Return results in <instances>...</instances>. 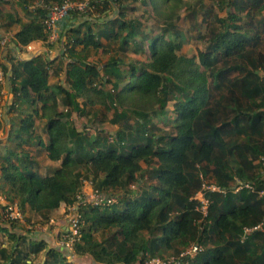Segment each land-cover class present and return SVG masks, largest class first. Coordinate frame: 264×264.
<instances>
[{
    "label": "trees",
    "instance_id": "obj_1",
    "mask_svg": "<svg viewBox=\"0 0 264 264\" xmlns=\"http://www.w3.org/2000/svg\"><path fill=\"white\" fill-rule=\"evenodd\" d=\"M32 1L18 0L26 21L8 15L3 23L0 10V32L19 25L15 38L21 46L47 43L44 21L50 9L77 0ZM204 1L193 16L203 13ZM213 1L227 16L216 19L205 49L194 57L179 55L181 43L153 38L139 20L128 17L141 0H94L93 12L73 14L65 23L58 39L64 53L57 59L38 55L12 66L17 145L0 157V187L9 202L50 220L62 203L74 204L86 172L116 202L80 210L84 225L74 262L66 249L36 239L25 225L0 219L3 264H33L41 253L43 264H143L148 257L178 256L194 243L203 251L189 264H264V232L242 242L245 228L264 223L259 196L264 190V0ZM182 2L144 4L152 6L166 32L178 35ZM256 16L259 29L253 33L239 24ZM138 35H143L140 42ZM3 39L0 33V54ZM103 40L118 53L103 66L88 62L86 53L104 47ZM129 51L146 61L128 62ZM58 61L68 87L55 90L50 70ZM1 96L0 82V106ZM59 96L66 112L59 111ZM96 103L111 105L109 123L117 131L96 126L97 115L88 127L70 121ZM171 103L174 117L159 125L155 118L166 115ZM44 120L45 127H36ZM39 128L47 136V158L60 163L44 175L34 170L36 161L25 150L43 145ZM201 174L226 191L208 195L207 216L196 210L194 199L202 188ZM238 181L254 191L237 192ZM2 235L12 243L10 249L2 247Z\"/></svg>",
    "mask_w": 264,
    "mask_h": 264
},
{
    "label": "rangeland",
    "instance_id": "obj_2",
    "mask_svg": "<svg viewBox=\"0 0 264 264\" xmlns=\"http://www.w3.org/2000/svg\"><path fill=\"white\" fill-rule=\"evenodd\" d=\"M142 2L135 4L136 10L134 12L129 13L128 17L131 19H137L142 23V31H144L146 34L154 37L163 36L164 39H173L176 42L181 43L182 48L179 52V55L182 56H188V57H194L198 55V51L200 49H205V41L210 37V31L217 26L216 19L217 18H224L227 16L225 11H222L217 6V3L213 0H206L204 1L205 7L203 13H201L198 17L193 16L192 12L196 11L200 0H184L179 5L178 9V15L179 19L177 20V27L179 34L175 35L174 33L166 32V27L164 26L163 22H161L160 18L155 14L153 11L152 6L145 5L144 2H147L148 0H141ZM37 0H33L31 2V5H36ZM0 10L2 11V22L4 23L6 21V17L8 15H12L14 18L19 17L23 21L27 20L24 17L22 9L18 6V0H2L0 3ZM176 20V19H175ZM260 20V17L256 16L254 20L245 19L244 21L240 22L239 24L244 26L245 31H251L252 33L254 30H258V21ZM78 25V24H77ZM17 25H14L10 30L13 31V28H16ZM2 26L0 23V31H2ZM250 32V33H251ZM143 35H138L137 40L138 42L141 41ZM104 47L99 49H92L89 50L87 54V61L97 64V65H105L113 56H115L117 50V46L109 45L107 44L106 40H103ZM50 44V43H49ZM48 44V45H49ZM61 45H59L58 41L54 44H50L49 51L50 53L47 54L48 57H54L59 53V48ZM57 53V54H56ZM64 52H62L63 54ZM118 53V52H117ZM126 60L128 62H144L146 61V56H144L141 53H134L132 51H129L127 53ZM50 75V85L53 89H57L58 86H64L68 87V84L65 80V67L60 65V61L56 62L51 70ZM0 77L4 80V75L0 73ZM2 85V84H1ZM4 88V87H3ZM2 88V89H3ZM111 88V87H109ZM60 101V112H66L65 106L62 104L63 97H58ZM2 100V99H1ZM139 105H142L141 102H139ZM172 103L169 105V108L167 110L166 115H159V118L156 119V122H159V125H162V123H170V114L172 116ZM87 114H85L82 117H79L77 113L73 114V117L70 118V121L73 122L77 127H85L89 126L90 123L95 119L96 122L95 125L98 127H103L108 129L109 131L115 132L118 129V126L112 125L109 123V120L113 117L114 109L111 108V105H109V108L105 107L103 104L96 103L95 106H89L87 108ZM159 112V111H158ZM160 119V120H159ZM101 121H103L101 123ZM46 123V120L44 121H38L36 124V127H45L44 124ZM6 127V125H4ZM84 179L86 180H92L93 177L89 176L88 173H83ZM209 179V178H208ZM211 180V179H209ZM27 213V214H26ZM25 213V220L26 225L31 227L30 231L37 232L42 231V229L47 226V232L49 231L50 227L52 226L50 216V220L46 219V217L38 216L36 213H32L31 211H26ZM40 217V218H39ZM54 225V224H53ZM53 229V228H52ZM4 235L1 236V240L4 242L3 248L12 246V243L8 240L4 241ZM47 242L51 243V238H47ZM27 246V245H26ZM55 247V246H51ZM59 247V246H58ZM27 248V247H26ZM166 255V254H165ZM46 256L45 253H41L38 257L33 259V264H43V261H45ZM26 260V259H25ZM0 264H3L0 261Z\"/></svg>",
    "mask_w": 264,
    "mask_h": 264
},
{
    "label": "built area",
    "instance_id": "obj_3",
    "mask_svg": "<svg viewBox=\"0 0 264 264\" xmlns=\"http://www.w3.org/2000/svg\"><path fill=\"white\" fill-rule=\"evenodd\" d=\"M41 0L39 4H42ZM94 0H77L65 1L62 5L53 6L50 9L49 17L44 21L46 31L49 34L48 42L54 44L58 41L60 36V23L64 20H69L73 14H88L94 10ZM7 43L5 37L2 41V47ZM1 82V77H0ZM203 180L202 188L195 196V200L199 202L196 210L201 212L204 216L209 213V207L212 201L209 199V194H225L226 191L217 186L212 180L207 179L201 174ZM243 188L254 191L251 185H243L238 181L235 190L238 192ZM259 196L264 198V190L259 191ZM116 202L115 199L106 197L94 185L92 180H83L82 187L76 196L74 204L68 205L66 210V217L68 221V228L58 241L60 248L66 249L70 254L74 252L75 246L82 241V228L84 225L83 216L80 212L82 208L94 206L100 207L111 205ZM0 219L2 222H19L26 226L27 230H31L30 226L26 225L25 213H23L18 202H9L0 210ZM256 231L264 232V223L252 227L245 228L242 237V242ZM203 251V246L194 243L184 249L178 256L148 257L143 264H189V259L196 258L199 253Z\"/></svg>",
    "mask_w": 264,
    "mask_h": 264
},
{
    "label": "crops",
    "instance_id": "obj_4",
    "mask_svg": "<svg viewBox=\"0 0 264 264\" xmlns=\"http://www.w3.org/2000/svg\"><path fill=\"white\" fill-rule=\"evenodd\" d=\"M64 25H60V33L63 30ZM19 28L20 26L17 25L16 28H13V31L10 30L9 32H0L7 41L6 45L1 49L0 65L2 66V68L9 69L6 75H4L3 71L1 70L2 68L0 69V73L4 75V80L1 77L2 88H4L2 89V100L0 106V157L9 155L17 145V142H15V140L13 139L19 128L16 123L17 113L15 111H11L13 103V87L10 80L12 66L19 62L31 60L38 55L47 56V54L51 52L47 47V43L43 41H34L27 46L18 45L16 43L15 35ZM62 52L63 51L61 46L59 48V53H56V56H51L50 58L52 60H55L60 54H62ZM4 125H6V127H4ZM38 133L43 137V145H30V147H25V150L30 149V155L32 159L36 161V164H34V170L44 175L49 169H56L60 163L52 162L47 158V153L43 149L48 142L47 136L43 133V128H39ZM3 184L4 182L0 180V186H3ZM5 190L0 187V210L4 207V205L9 203V197ZM67 207V204L62 203L57 210L51 213L50 216L52 217V226L50 227L48 232L47 226H45L42 231L35 232L36 239H42L47 244V238H51V243L48 244L50 246L58 247L59 239L61 238L63 233L67 231L68 228V221L66 217ZM27 210L31 211L29 208ZM31 212L34 213L33 211ZM37 215L41 216L40 214Z\"/></svg>",
    "mask_w": 264,
    "mask_h": 264
},
{
    "label": "water",
    "instance_id": "obj_5",
    "mask_svg": "<svg viewBox=\"0 0 264 264\" xmlns=\"http://www.w3.org/2000/svg\"><path fill=\"white\" fill-rule=\"evenodd\" d=\"M66 22H67L66 20L61 21L60 25H64ZM66 256L70 259V261H72V262L75 261V260H74V257L72 256V254H69V255H66ZM76 263H77V262H76ZM139 264H141V263L139 262Z\"/></svg>",
    "mask_w": 264,
    "mask_h": 264
}]
</instances>
